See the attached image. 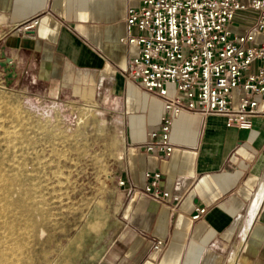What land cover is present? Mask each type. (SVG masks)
Here are the masks:
<instances>
[{
	"label": "crops",
	"instance_id": "obj_1",
	"mask_svg": "<svg viewBox=\"0 0 264 264\" xmlns=\"http://www.w3.org/2000/svg\"><path fill=\"white\" fill-rule=\"evenodd\" d=\"M141 2L0 0V51L15 72L9 86L43 84V94L28 92L34 100L96 103L111 131L117 119L121 126L123 156L118 163L114 159L112 192L122 199V215L115 206L107 213L97 241L104 249L88 262L220 264L233 257L235 264H264V116L242 129L227 127L221 115L180 112L172 121L170 154L144 150L141 144L157 127L163 105L124 76L139 51L125 41L126 10ZM255 17L253 10L237 11L235 32H248ZM33 18L37 23L25 28ZM263 38L264 30L256 42ZM0 81L6 85L1 66ZM145 172L160 173L158 183L170 193V203L181 196L174 208L140 193ZM116 178L124 184L117 185ZM197 207L205 211L193 219ZM157 239L163 243L156 249Z\"/></svg>",
	"mask_w": 264,
	"mask_h": 264
},
{
	"label": "rangeland",
	"instance_id": "obj_2",
	"mask_svg": "<svg viewBox=\"0 0 264 264\" xmlns=\"http://www.w3.org/2000/svg\"><path fill=\"white\" fill-rule=\"evenodd\" d=\"M9 85L0 81V264H92L107 213L122 215L112 192L118 119L114 133L96 103L36 101L29 93L43 94V84Z\"/></svg>",
	"mask_w": 264,
	"mask_h": 264
},
{
	"label": "built area",
	"instance_id": "obj_3",
	"mask_svg": "<svg viewBox=\"0 0 264 264\" xmlns=\"http://www.w3.org/2000/svg\"><path fill=\"white\" fill-rule=\"evenodd\" d=\"M256 12L250 30L230 31L237 11ZM125 41L138 46L124 73L125 79L158 98L160 120L141 144L144 150L169 155L170 131L180 112L221 115L227 127L249 129L252 118L264 116V0H142L126 10ZM33 18L24 24L34 26ZM136 28L138 34H131ZM262 105V108H261ZM141 194L174 208L181 196L159 186V172H145ZM122 179L118 185H123ZM205 209L197 207L198 219ZM163 241L155 240L154 248Z\"/></svg>",
	"mask_w": 264,
	"mask_h": 264
},
{
	"label": "water",
	"instance_id": "obj_4",
	"mask_svg": "<svg viewBox=\"0 0 264 264\" xmlns=\"http://www.w3.org/2000/svg\"><path fill=\"white\" fill-rule=\"evenodd\" d=\"M0 66L3 68L4 71L5 84L9 85L13 81V78H15V72L11 64L10 58L5 56L4 53L1 51H0Z\"/></svg>",
	"mask_w": 264,
	"mask_h": 264
},
{
	"label": "bare ground",
	"instance_id": "obj_5",
	"mask_svg": "<svg viewBox=\"0 0 264 264\" xmlns=\"http://www.w3.org/2000/svg\"><path fill=\"white\" fill-rule=\"evenodd\" d=\"M2 190H4V189H2ZM262 193H263V190H260V191L257 193L255 199L253 200V203H252V210H251V213H252V214H251V217H252L254 211L256 210V208H257L258 205H259V202H260V199H261ZM0 200L2 201V202H1V205H0V210H3L4 207H6V205L8 204V200H6V197H5V195H4L3 193H0Z\"/></svg>",
	"mask_w": 264,
	"mask_h": 264
}]
</instances>
